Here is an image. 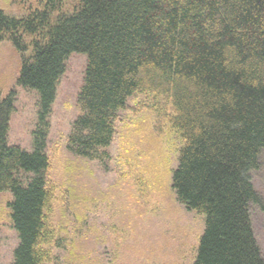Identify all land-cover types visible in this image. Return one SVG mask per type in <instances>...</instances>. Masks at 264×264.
I'll list each match as a JSON object with an SVG mask.
<instances>
[{"label":"trees","instance_id":"1","mask_svg":"<svg viewBox=\"0 0 264 264\" xmlns=\"http://www.w3.org/2000/svg\"><path fill=\"white\" fill-rule=\"evenodd\" d=\"M44 0L21 16L0 7V42L22 55L18 83L38 92L33 150L8 143L15 94L0 87V193L11 191L13 264H45L51 224L47 153L66 61L87 54L68 149L104 161L119 112L138 91L170 100L182 143L172 187L204 215L195 264H264L251 207L264 157V0Z\"/></svg>","mask_w":264,"mask_h":264},{"label":"rangeland","instance_id":"2","mask_svg":"<svg viewBox=\"0 0 264 264\" xmlns=\"http://www.w3.org/2000/svg\"><path fill=\"white\" fill-rule=\"evenodd\" d=\"M74 0H67L71 8ZM44 0H0L10 15L21 16ZM22 55L0 42V87L15 94L8 143L33 150L38 92L18 83ZM87 54L73 52L58 85L51 114L47 153L48 185L53 190L51 224L59 246L45 264H195L205 229L203 214L189 210L172 187L182 143L170 126V100L138 91L119 112L116 133L104 161L68 149L72 122L80 112ZM260 203L251 207L253 229L264 254V157L252 174ZM11 191L0 193V264H13L19 235L13 225Z\"/></svg>","mask_w":264,"mask_h":264}]
</instances>
